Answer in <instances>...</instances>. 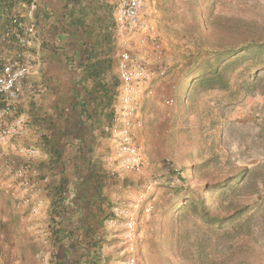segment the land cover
I'll list each match as a JSON object with an SVG mask.
<instances>
[{"label":"rangeland","instance_id":"obj_1","mask_svg":"<svg viewBox=\"0 0 264 264\" xmlns=\"http://www.w3.org/2000/svg\"><path fill=\"white\" fill-rule=\"evenodd\" d=\"M195 1L204 3V0H155L152 4L146 17L159 36V50L151 44L138 42L136 37L145 34L139 33L132 38L135 56L155 70L164 69L166 75L152 83V92L139 104L144 119L139 143L149 159V166L143 173L108 178L104 208L110 216L114 206L130 203L145 184L156 180L155 209L141 222L138 264H180L173 243H170L173 239L168 233L171 222L165 216L162 226L161 211L176 201L181 186L190 184L192 188H201L204 181L201 177L209 169L232 175L236 170L247 169L239 187L229 197L231 204L250 207L246 225L242 231L229 236H214L205 255L211 264H231L245 257L240 246L248 242L257 248L251 258L264 262L259 257L264 252V86L236 102H230L221 91L204 92L199 98L179 97L178 84L191 61L190 54L200 48L211 51L214 43L211 39H200L192 30ZM216 11L225 17H242L264 24V0H217ZM118 37L119 50L122 36ZM118 59L119 52L113 70L116 75ZM168 99L172 100L171 104L166 103ZM38 119L35 122L39 123ZM40 129L36 134L38 142L30 144L43 150L40 164L44 171H52L54 184L60 173L48 163L50 146L42 138V130L47 129L42 126ZM99 136L103 138L99 142V152L106 160L111 145L106 134L99 132ZM70 188L73 190L74 185ZM49 197L51 203V195ZM9 207L0 192L1 259L7 264H40L38 255H44L53 264L54 254L61 253L65 260L74 262V252L69 247L56 249L53 244L51 206L43 218V229L50 233L48 238L28 230ZM103 234L102 245L90 260L120 264L123 247L119 234L107 229Z\"/></svg>","mask_w":264,"mask_h":264},{"label":"trees","instance_id":"obj_2","mask_svg":"<svg viewBox=\"0 0 264 264\" xmlns=\"http://www.w3.org/2000/svg\"><path fill=\"white\" fill-rule=\"evenodd\" d=\"M64 1L66 10L70 9L67 17L71 19V36H83V47L75 53L76 58L68 59L80 69V75L73 83L75 100L70 107L69 124H60L62 111L58 115L55 113V117L50 114L40 116V124L34 123L47 129L42 138L50 146L48 163L60 173L50 193L53 244L56 249L67 246L74 252V262L55 253L53 264H100V261L90 259L102 245L108 216L104 208V190L109 176L105 160L95 154V134L78 142L73 135L79 116L85 114L92 122V130L98 127L101 134L103 125L112 121L116 114L120 80L113 70L120 49L113 15L115 4L100 6L102 11L91 8L94 17L84 5L82 25L75 16V9L83 0ZM216 6L217 0H204L203 4L195 1L192 30L200 39H211L214 43L211 51L200 48L190 54L191 61L178 84L179 97L184 99L221 91L230 102H236L264 86V24L242 17L222 16ZM87 20L90 21L87 23ZM83 87L86 90L84 98L80 94ZM246 172L247 169H239L232 175L209 169L201 177L204 180L201 188H192L190 184L181 186L176 201L161 211L162 226L165 216L171 222L168 233L173 239L170 243H173L180 264H211L205 252L213 237L229 236L243 230L250 207L231 204L229 197L235 193ZM69 192H74L75 198L69 199ZM154 195L155 192L151 194L153 199ZM7 202L11 208L8 199ZM240 249L245 257L233 264H264L251 258L256 246L243 242ZM262 253L259 257L264 259Z\"/></svg>","mask_w":264,"mask_h":264},{"label":"built area","instance_id":"obj_3","mask_svg":"<svg viewBox=\"0 0 264 264\" xmlns=\"http://www.w3.org/2000/svg\"><path fill=\"white\" fill-rule=\"evenodd\" d=\"M42 1L0 0V191L20 223L32 233L48 238L50 233L43 229V218L51 206L49 196L54 176L52 171L46 172L41 167L43 150L20 141L29 132L28 120L21 110L22 100L40 69ZM154 2H115L113 15L118 35L122 36L117 62L119 106L113 120L102 127L112 149L104 164L109 178L143 173L149 166L139 143V132L144 125L139 104L152 92V83L164 77L166 71L155 70L136 57L131 41L137 34H145L136 37L138 42L151 44L156 50L161 48L159 36L146 17ZM166 103L171 104L172 100ZM156 185V180L145 184L130 203L114 206L105 220L104 229L120 236L123 247L120 264L139 263L141 222L155 209L151 194ZM75 196L74 192L68 194L69 199ZM38 257L40 264H50L48 256ZM0 264L7 263L0 257Z\"/></svg>","mask_w":264,"mask_h":264},{"label":"crops","instance_id":"obj_4","mask_svg":"<svg viewBox=\"0 0 264 264\" xmlns=\"http://www.w3.org/2000/svg\"><path fill=\"white\" fill-rule=\"evenodd\" d=\"M115 2L116 0H83L75 9V16H78L80 23L83 25L84 5L88 6L89 13L94 17L95 14L92 15L94 11H90L91 8H94L95 11L97 9L102 11L106 5H114ZM100 6H103V8H99ZM42 7V11L39 14L42 40L39 74L32 86L26 89L21 104V110L25 111L24 114L27 120L29 119L30 125L28 124L29 132L27 136L20 141L29 145L31 142H38V135L36 134L41 132V129L33 124L38 117L45 114L55 117V113L58 115L62 111L63 121L60 124H69L70 107L72 101L75 100V95L72 92L73 83L80 75V69L76 63L68 59L76 58L75 53L83 47V36L79 35L73 38L70 34L71 30H73L70 25L71 19L67 17L70 9L66 10V2L64 0H43ZM89 21L87 20V23ZM117 38L119 39L118 32ZM80 94L83 95V98L86 96L84 87L81 89ZM116 97L118 98V94ZM88 108L90 110V107ZM75 122L73 135L75 141L78 142L94 133L97 141L95 154L97 157H101L99 142L103 138L99 136L100 129L96 127L93 131L92 122L85 114L76 118ZM42 131L47 132L45 129Z\"/></svg>","mask_w":264,"mask_h":264}]
</instances>
